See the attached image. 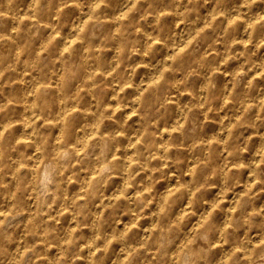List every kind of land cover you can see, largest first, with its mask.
Returning a JSON list of instances; mask_svg holds the SVG:
<instances>
[{"label": "clouds", "instance_id": "obj_1", "mask_svg": "<svg viewBox=\"0 0 264 264\" xmlns=\"http://www.w3.org/2000/svg\"><path fill=\"white\" fill-rule=\"evenodd\" d=\"M0 264H264V0H0Z\"/></svg>", "mask_w": 264, "mask_h": 264}]
</instances>
